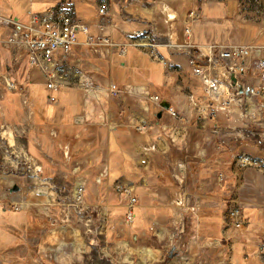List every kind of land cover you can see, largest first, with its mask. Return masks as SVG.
Masks as SVG:
<instances>
[{"label": "crops", "instance_id": "1", "mask_svg": "<svg viewBox=\"0 0 264 264\" xmlns=\"http://www.w3.org/2000/svg\"><path fill=\"white\" fill-rule=\"evenodd\" d=\"M61 1L0 0V8L5 15L27 19L30 12ZM73 1L95 37L102 33L123 43L145 30L142 42L156 43L158 57L146 44H130L121 54L120 47L80 43L62 68L68 72L67 86L50 91L42 70L29 67L4 42L9 28L0 25V121L7 124L8 138L32 157L27 163L34 161L40 181L39 170L45 179L54 178L61 162L86 171L81 176L86 208L94 210L102 228L98 235L88 234L82 221L75 224L72 211L67 221L59 222L52 203L33 202L21 180L26 163L4 151L13 170L0 178V264H86L90 247L124 253L131 264L140 256L147 258L145 264H264L257 255L264 243V144H256L257 129L244 124L238 107L215 118L201 112L195 102L203 101V83L189 62L212 42L264 45V20L247 18L242 0H108L104 17L97 12L101 0ZM100 19L103 30L96 25ZM256 54H249L242 75L249 81L256 80ZM79 70L94 80L88 91L79 86ZM4 75L15 79L16 89L6 88ZM111 82L121 88L119 96L111 94ZM53 92L55 102L48 99ZM154 94L159 103L151 98ZM164 103L180 115L172 116ZM142 120L151 122L150 130L136 128ZM16 131L20 134L9 135ZM243 151L261 158L262 165L239 166L234 157ZM105 166L108 175L98 182ZM180 166L187 168L184 188L202 205L177 238L171 204L182 187L174 178ZM2 182L19 189L9 194ZM118 183L130 193L118 190ZM37 192L48 195L45 187ZM130 195L137 202L128 224ZM232 200L239 202L247 220L241 229L226 226ZM17 202L21 205L13 204ZM172 246L178 253L170 257Z\"/></svg>", "mask_w": 264, "mask_h": 264}, {"label": "built area", "instance_id": "2", "mask_svg": "<svg viewBox=\"0 0 264 264\" xmlns=\"http://www.w3.org/2000/svg\"><path fill=\"white\" fill-rule=\"evenodd\" d=\"M242 10L246 13L247 18L256 22L264 20V0H242ZM98 12L101 17L109 13V1L101 0L98 4ZM0 25L9 28V32L4 42L10 46L20 58L25 57L29 67H36L42 70L46 87L50 91L59 90L68 84V72H63L62 68L65 59L72 49L80 44H90L92 46L120 47V53L124 54L127 46L130 44H146L152 56L158 57L156 43L142 42L145 30L135 32L134 41L117 43L111 36L99 33L94 36L90 33V24L80 15H78L73 0H62L54 6H50L42 11H32L27 19H20L13 15H5L0 8ZM99 30L105 28L102 19L96 22ZM186 32H190V28L186 27ZM85 34V41L81 42L79 34ZM172 46H179L171 44ZM207 52L202 49L197 55H191L189 62L193 71L198 75L203 83L204 96L203 101H196L202 113L210 118H215L220 111L231 110L233 106L240 109L241 118L248 127L254 125L256 144H264V45L257 44H235L212 42L206 46ZM251 52H256L253 58L252 67L256 80H246L242 75L247 66L246 60ZM200 59H205L206 64L201 63ZM221 65V67H219ZM78 78L79 86L85 90H90L94 86V80L84 71L75 73ZM222 76H225L222 78ZM5 86L8 90L17 88L15 79L9 75H4ZM109 89L112 95L119 96L122 93L121 88L111 82ZM151 98L160 102L159 95H151ZM49 101H57L54 94L48 96ZM172 116L178 117L180 113L174 107L168 108ZM7 124L0 121V148L5 145V152L14 156L19 163L32 160L21 147L11 142L6 133ZM141 131L151 129V122L142 120L136 125ZM19 131L9 135H18ZM11 149V151H10ZM235 161L239 166L262 165L261 158L255 157L245 151L235 154ZM5 160L0 164V177L5 175ZM40 169V168H38ZM108 175V168L105 166L97 181L100 182ZM187 177V168L180 166L178 171L174 173V178L182 186L176 198L172 201L171 207L174 218L176 220V231L179 235L185 232V221L190 215H196L201 208L202 201L194 193L184 188ZM77 187L76 191H82V183ZM77 183V184H78ZM80 187V190H79ZM116 188L123 192L130 193L129 187L118 183ZM137 202L135 195H130V209L125 215V223L130 224L133 221L134 214L133 205ZM67 217L62 216L61 222L67 221ZM86 227L87 232L92 231L88 219L79 217ZM227 227L241 229L247 223L243 209L237 200H232L225 215ZM177 243V238L175 239ZM257 255L264 258V243L260 245Z\"/></svg>", "mask_w": 264, "mask_h": 264}, {"label": "rangeland", "instance_id": "3", "mask_svg": "<svg viewBox=\"0 0 264 264\" xmlns=\"http://www.w3.org/2000/svg\"><path fill=\"white\" fill-rule=\"evenodd\" d=\"M37 8H39V6L34 5V9L37 10ZM97 12H98V5H97ZM21 16L25 17L24 15ZM0 32L2 33V30H0ZM79 38L84 39L83 34H79ZM16 80H18V78H16ZM47 93L48 92H46L45 95ZM43 94L44 93H42V95ZM53 94L57 97L56 92H53ZM58 95L60 96V93ZM0 149L3 150V151L0 150V164H3V160H5V152H4L5 149L4 147ZM63 160H67V158H64ZM70 163L71 162L63 164V162H61L60 163L61 168L58 169V172L54 178L45 179L41 174L42 170H39L38 175L40 176V178L43 179V181H40L38 178H35L34 172L36 168L34 161H32L31 165H29V163H26L25 164L26 173L23 175V177H21L22 184L27 188V190L31 192L32 197H34L32 199L33 202L37 203L41 201H47L52 203L51 206L53 208H56L59 212V217H58L59 222H61L60 218L62 216L67 217L68 212L70 213V211H72L74 214L73 217L76 225L81 223L79 217L86 218V221L88 219V223H90L91 225L90 228L93 229L92 231H88V234L93 233L94 235H98L99 230H101L102 228L99 226L100 223L95 221L97 216L96 215L94 216V214H92L95 213L93 209L89 210L88 208H86V183L81 181L83 178L81 176L86 177V171L83 172L79 166L72 167L70 166ZM12 170H13L12 168L4 164L5 173H8ZM14 170L19 171L20 169L17 168ZM78 182H81L83 187L80 193L76 191V185ZM79 185L80 184H78L77 187ZM39 187H45L48 190V195L47 194L42 195L38 193L37 189ZM1 188L3 189V191H6L9 194L12 193V191L9 189L8 184L5 182L1 183ZM13 204L18 206L21 205V203L19 202ZM70 217L72 218V216ZM189 217L190 216H188L185 221V225H186L185 231L187 229V220ZM175 237L177 238L179 237L177 232L175 233ZM144 260H147V258L146 257L144 258V256H140L138 258V261L136 259L133 264H145ZM86 264H131V263H129L126 260L124 253H122L121 256L117 255V252L110 250L109 247H106L105 251L103 248L100 249L98 247L96 248L90 247L89 249L86 248Z\"/></svg>", "mask_w": 264, "mask_h": 264}, {"label": "water", "instance_id": "4", "mask_svg": "<svg viewBox=\"0 0 264 264\" xmlns=\"http://www.w3.org/2000/svg\"><path fill=\"white\" fill-rule=\"evenodd\" d=\"M162 106H163V108H168V107H169L168 103H164V104H162ZM161 115H162V112H159V113L157 114V117L160 118ZM18 189H19L18 185H15L11 190H12V191H15V190H18ZM177 253H178V249L176 248V246H172V247L169 249V256H170V257L175 256Z\"/></svg>", "mask_w": 264, "mask_h": 264}]
</instances>
